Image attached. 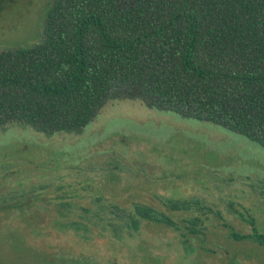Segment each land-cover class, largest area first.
Instances as JSON below:
<instances>
[{
	"label": "trees",
	"instance_id": "trees-1",
	"mask_svg": "<svg viewBox=\"0 0 264 264\" xmlns=\"http://www.w3.org/2000/svg\"><path fill=\"white\" fill-rule=\"evenodd\" d=\"M111 100L210 122L264 148V0H49L37 41L0 47V130L79 135ZM158 199L165 209L113 202L83 212L116 239L147 223L193 249L212 208L195 197ZM67 216L58 210L51 227L91 231L88 221ZM38 217L20 210L27 224L16 253L0 264H63L27 241L26 231L42 234ZM229 236L264 247L256 227L229 228Z\"/></svg>",
	"mask_w": 264,
	"mask_h": 264
},
{
	"label": "rangeland",
	"instance_id": "rangeland-1",
	"mask_svg": "<svg viewBox=\"0 0 264 264\" xmlns=\"http://www.w3.org/2000/svg\"><path fill=\"white\" fill-rule=\"evenodd\" d=\"M48 1L0 0V47L37 41ZM159 197H195L212 208L203 233L192 236L193 249L171 229L147 223L132 237L116 239L83 212L113 202L165 209ZM20 210L39 216L42 234L26 231L27 241L53 251L63 264H264V247L229 236V228L264 232V148L210 122L138 100H111L79 135L0 130L2 259L10 258L27 224ZM58 210L67 212L66 220L88 221L91 231L84 237L52 228Z\"/></svg>",
	"mask_w": 264,
	"mask_h": 264
}]
</instances>
